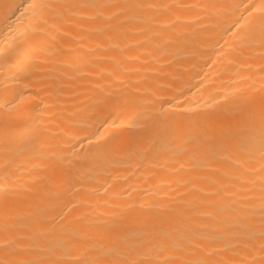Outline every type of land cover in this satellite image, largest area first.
Instances as JSON below:
<instances>
[{
    "label": "bare ground",
    "instance_id": "6f19581e",
    "mask_svg": "<svg viewBox=\"0 0 264 264\" xmlns=\"http://www.w3.org/2000/svg\"><path fill=\"white\" fill-rule=\"evenodd\" d=\"M0 264H264V0H0Z\"/></svg>",
    "mask_w": 264,
    "mask_h": 264
}]
</instances>
